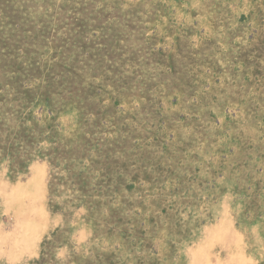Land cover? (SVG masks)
Masks as SVG:
<instances>
[{"label": "rangeland", "instance_id": "obj_1", "mask_svg": "<svg viewBox=\"0 0 264 264\" xmlns=\"http://www.w3.org/2000/svg\"><path fill=\"white\" fill-rule=\"evenodd\" d=\"M0 264H264V0H0Z\"/></svg>", "mask_w": 264, "mask_h": 264}]
</instances>
